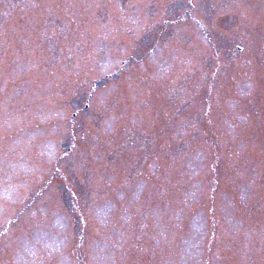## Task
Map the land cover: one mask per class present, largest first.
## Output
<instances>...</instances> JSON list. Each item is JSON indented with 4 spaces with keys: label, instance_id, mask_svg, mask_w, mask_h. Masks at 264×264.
<instances>
[{
    "label": "rangeland",
    "instance_id": "rangeland-1",
    "mask_svg": "<svg viewBox=\"0 0 264 264\" xmlns=\"http://www.w3.org/2000/svg\"><path fill=\"white\" fill-rule=\"evenodd\" d=\"M0 264H264V0H0Z\"/></svg>",
    "mask_w": 264,
    "mask_h": 264
}]
</instances>
